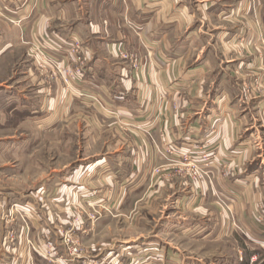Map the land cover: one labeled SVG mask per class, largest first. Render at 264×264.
<instances>
[{
  "label": "rangeland",
  "instance_id": "rangeland-1",
  "mask_svg": "<svg viewBox=\"0 0 264 264\" xmlns=\"http://www.w3.org/2000/svg\"><path fill=\"white\" fill-rule=\"evenodd\" d=\"M39 1L27 0L35 23L40 13L52 16L58 6L54 0L37 6ZM74 1L83 17L108 25L97 39H114L116 29L136 35L123 16L131 5L127 0ZM165 2L175 12L165 31L178 51L198 41L192 35L187 42L186 33L200 26L201 4L219 2L225 9L220 18L207 13L202 33L211 39L217 32L231 33L222 36L235 39L226 53L254 66L237 67L235 83L252 101L262 89L264 100V27L259 30L264 0L263 10L259 0H138L135 5L153 17ZM21 4L25 0H0V39L14 43L0 58V87L13 91L9 108L0 100V264H264L260 242L246 236L227 206L231 193L220 187L230 176L229 166L204 148L170 142L155 124L160 104L148 109L143 93L122 100L111 72L87 81L83 42L74 34L63 39L53 34L59 20L46 21L48 33L42 36L34 30L32 37L31 25L21 35ZM184 14L192 19L188 30L176 27ZM252 33L262 35L263 55L251 50L256 55L244 57ZM123 36L113 40L118 58L129 62L139 80V53L125 49L130 41ZM218 163V172L212 171ZM259 209L257 226L264 224V205Z\"/></svg>",
  "mask_w": 264,
  "mask_h": 264
},
{
  "label": "crops",
  "instance_id": "crops-1",
  "mask_svg": "<svg viewBox=\"0 0 264 264\" xmlns=\"http://www.w3.org/2000/svg\"><path fill=\"white\" fill-rule=\"evenodd\" d=\"M54 1H56L54 6L58 5L55 9L53 8L55 13L52 16H47L46 12L40 13L37 23L33 20L30 21L33 4H28L27 0H25L26 4H21L22 6L18 9V28L21 35L24 29L31 25L32 37L34 30L37 32V36L40 33L42 36V34L48 33V28L45 26L46 21L50 20L53 23L55 19L59 20L60 27L56 29L52 27L53 34H56L59 39L66 38V35L69 38L71 34H74L83 42L84 56L89 61L87 81L96 80L97 77L106 74L109 76L108 72H111L112 77L118 80V89L123 95L122 100L126 101L125 94H138L139 96L143 93L146 94L148 109L155 108L157 110L158 103L160 104L159 113L161 116L156 118L155 124L163 129V135H167L170 142L176 141L185 148H204L203 151L208 152L213 158H219L218 161L223 160V163L230 168V176L223 181L221 186L220 184L215 185L213 189L216 191L220 186L224 191L233 195L226 198L233 218L237 219L250 240L257 239L256 241L260 242V250L264 254V224L259 223L257 226L255 221L256 214L260 211L259 208L264 205L263 91L260 89L261 94L252 101L251 95H245L237 87L235 69L239 67V69L250 71L254 66L251 61L246 64V59L241 60L233 53H226L224 48L230 49L236 46L235 39L222 38V36L225 37L226 34L231 35V33L217 32L215 38L211 39L205 35L206 32L202 33L201 29V27L206 29L208 12L214 11L216 17L220 18L222 9L225 8L221 9L219 2L201 4V8L197 11L200 26L197 29L192 28L191 30L194 32L186 33L187 42L192 35L196 36L198 41L195 46L189 48L186 42L187 48L178 51L179 49H176L177 42L172 41L170 32L165 31L167 25L174 22L171 17L175 13L168 2H165L160 13L152 17L149 14V9H139L135 5L138 0H127L131 5L128 6L129 12L123 10V16L129 17L131 24L137 29L136 35L127 29H116L113 34L114 39H97L103 34L105 35L109 28L108 25L104 26V22L102 23L101 20L99 22L93 18L89 20L83 17L74 0ZM36 3L37 6L45 7L44 0ZM258 4L263 10V0H259ZM153 5L157 6L155 3ZM218 5H220L219 10H214V7ZM53 9L50 10L53 11ZM73 10L75 16L72 14ZM131 10H142V13L138 11L134 15L135 12ZM179 14L182 16L181 12ZM44 15L47 17L46 19ZM143 15L146 19L141 21ZM185 15H183L185 21L180 17L179 25L176 27L184 26L185 28H183L188 30L191 27L192 19L189 15H187L188 17ZM259 18L261 27H257L259 30H263V11H260ZM253 19L249 20L251 25ZM72 22L74 23L72 24ZM105 22L107 23V21ZM104 27L107 28L104 29ZM257 27L255 26L256 30ZM66 29L67 32H65ZM124 30H126L124 33L130 41L125 49L132 50L134 48L141 59V77L137 76L140 77L139 80L135 79L134 75L136 74L129 62L118 58V43H113L124 38ZM209 39L211 43H209ZM246 43L244 46L247 49V54L244 57L256 55V53L252 54L251 50L263 55L262 35L252 33ZM13 46L12 41H7L6 38L0 39V58L5 56ZM53 48L56 49L54 46ZM61 50V53H64L61 58H65L66 49ZM194 56L195 60H193ZM254 65L258 69V66ZM250 74L252 73L250 72ZM258 76L263 78V70ZM12 92L11 87H0V100L2 99L6 105H4V109L11 106L10 95ZM156 96L162 101L159 99L156 101ZM219 163L212 168V171L216 169L218 172ZM236 188L241 193L237 194ZM199 200L197 199L196 203ZM203 202L204 198L201 199V204ZM252 263L253 260L248 261V264Z\"/></svg>",
  "mask_w": 264,
  "mask_h": 264
},
{
  "label": "built area",
  "instance_id": "built-area-1",
  "mask_svg": "<svg viewBox=\"0 0 264 264\" xmlns=\"http://www.w3.org/2000/svg\"><path fill=\"white\" fill-rule=\"evenodd\" d=\"M75 50L79 53L80 51V49L77 47V48H75ZM73 52H74V49H73Z\"/></svg>",
  "mask_w": 264,
  "mask_h": 264
}]
</instances>
